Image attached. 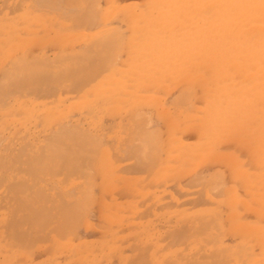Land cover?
I'll return each instance as SVG.
<instances>
[{
	"label": "bare ground",
	"instance_id": "1",
	"mask_svg": "<svg viewBox=\"0 0 264 264\" xmlns=\"http://www.w3.org/2000/svg\"><path fill=\"white\" fill-rule=\"evenodd\" d=\"M131 1L0 0V264L264 251V0Z\"/></svg>",
	"mask_w": 264,
	"mask_h": 264
},
{
	"label": "rangeland",
	"instance_id": "2",
	"mask_svg": "<svg viewBox=\"0 0 264 264\" xmlns=\"http://www.w3.org/2000/svg\"><path fill=\"white\" fill-rule=\"evenodd\" d=\"M133 1H134V2H133ZM135 1L137 2V0H132L131 2H133V3L135 4V3H136ZM138 1H139V0H138ZM141 1H142V0H140V2H141ZM131 2H130V3H131ZM142 3H143L142 5H141L140 3H139V4H135L136 7L134 6V8H133L132 5H131V7H132L133 9H135L136 12L139 11V13H140V11L142 12V10H144V8H149V9H151V8H150V3H148V5H146V7L144 6V5H145V4H144V1H143ZM137 5H139V6H137ZM151 5H152V4H151ZM143 6H144V7H143ZM153 6H154V4H153ZM139 7H140V8H139ZM154 8H155V7H154ZM149 9H148V12L150 11ZM131 10H132V9L130 8V11H131ZM145 10H146V9H145ZM152 10H153V9H152ZM122 11L124 12V11H126V10H122ZM135 11H133V14H134ZM155 11H156V10H153V12H155ZM119 13H120V12H119ZM120 14H122L121 16H123V13H120ZM125 14H127V13H125ZM128 15H129V13H128ZM128 15H127V17L129 18ZM131 15H132V13H131ZM131 15H130V16H131ZM118 17H120L119 14L116 15L117 20L115 19L117 24L120 22V20H124V17H126V16H123L122 18H119L120 20L118 19ZM117 21H118V22H117ZM125 21H126V18H125ZM125 21H123V22L125 23ZM120 23H122V21H121ZM124 23H123V25H124ZM123 25H122V26H123ZM124 26H125V27H124V28L122 27V28H123V29L126 28V30H127V34H128V32L130 31V29H129V27H126L127 25H124ZM128 29H129V31H128ZM127 34H126V35H127ZM149 34H150V33H149ZM128 36H129V34L127 35V39H128ZM149 37H151V34L149 35ZM149 37H148V39H149L148 42L151 41V40H150L151 38H149ZM123 39H124V38H123ZM125 41H127V40H124V43H126ZM127 42H129V39H128ZM149 52H150V51H149ZM149 52H148V54H149ZM125 57H126V56H125ZM125 57H123V58H125ZM148 69H149V68H148ZM148 75H149V71H148ZM216 81H217V83H218L219 80H216ZM219 82H221V81H219ZM218 85H221V83H219ZM198 89H199V88H198ZM200 89H202V88H200ZM200 89L198 90V95L201 97V94H202V93H204L203 95H205V91H202V90H201L202 92H200ZM201 100H203V97H202V99H200V101H201ZM198 101H199V99H198ZM107 103H108V102H107ZM108 104H111V105H112L113 103H112V102H109ZM108 104H107V105H108ZM198 104H199V105L202 104V106H203L204 103H202V101H201V102H198L196 105H198ZM66 105L68 106V104H66ZM105 105H106V104H105ZM107 105H106V106H107ZM115 105H116V104H115ZM62 106H63V105H61V107H62ZM106 106L103 105V107L107 109L108 106H107V107H106ZM113 106H114V105H113ZM113 106H110V107L112 108ZM39 107H40V105H39L38 107H36V108H39ZM41 107H45V106L41 105ZM41 107H40V109H37V112L35 111V109H36L35 107H30V110H29V111H31L32 108H33V109L35 108L34 111L36 112V114H37V116H38V117H36L38 123H37V121H35V119H33V118H35V117H33V118H31L32 120H30V121L28 122V124L30 123L29 125H31V126L36 125V124L39 125V124L42 122V120L45 119L44 116H45L46 114H43V113H45V111H46L45 108H46V109H49V107L47 108V106H46L45 108H43L44 111L41 109ZM63 107H64V106H63ZM69 107H70V106H69ZM116 107H117V106H116ZM116 107H114V108H116ZM197 107H198V106H197ZM203 107H204V106H203ZM53 108H54V107H53ZM75 108H76V106H75ZM78 108H79V107H78ZM200 108L202 109L201 106H200ZM83 109H84V108H83ZM83 109H80V110H83ZM106 109H105V110H106ZM116 109H118V108H116ZM116 109H113V111H116ZM38 110H39V111H38ZM51 110H52V109H50V111H51ZM98 110H99V108H98ZM98 110H97V111H98ZM101 110H102V114L104 113V114L106 115L105 111H103L104 109L100 108V111H101ZM107 110H110V109L108 108ZM107 110H106V111H107ZM26 111H28V110H26ZM29 111H28V112H29ZM50 111H49V110H48V112L46 111V113H48L47 115L50 114V113H49ZM31 112H32V111H31ZM31 112H29V113H31ZM51 113H52V111H51ZM112 113H113V112H112ZM114 113H115V112H114ZM40 114H43L44 116H43V117H42V116L40 117ZM47 115H46L45 117H47ZM250 115L253 116V119H255V120H254V122H255L257 116H254L253 114H250ZM39 117L41 118V121L38 120ZM248 120H249V118H248ZM248 120H247V122H248ZM39 121H40V123H39ZM250 121H251V122H248V124H249V125H252V123H254V122H253V120H252L251 118H250ZM43 123H44V121H43ZM43 123H42V124H43ZM39 126H42V125H39ZM110 130H111V129H110ZM110 130H109V132H110ZM116 130L119 132L118 127H116L115 130L113 129V131H116ZM113 131H112V132H113ZM117 131H116V132H117ZM112 132H110V133L112 134ZM113 134H115V133H113ZM109 135H110V134H109ZM105 146H107V145H105ZM110 147H111V146H110ZM107 148H108V147H107ZM111 148H112V147H111ZM111 148H109V151H113V149H111ZM105 149H106V148H105ZM110 149H111V150H110ZM107 150H108V149H107ZM241 158H242V157H241ZM241 158H240V157H239V159H238V158H237V159L235 158L234 162H235V161H238V160H241ZM118 161H121V160H118ZM234 162H233V163H234ZM238 162H241V161H238ZM238 162H237V163H238ZM237 163H235V164L237 165ZM239 164H241V163H239ZM239 164H238L237 166H239ZM251 170H252V169H251ZM237 171H238V170H237ZM251 172H255V170H254V171L252 170ZM251 172H247V175H248V174L251 175V174H252ZM262 172H264V170H261L260 173H262ZM245 173H246V172H245ZM245 173L243 172V174H245ZM255 173H256V172H255ZM255 173H253V175H251V176L253 177ZM237 174L240 175L239 172H238ZM237 174H236V175L233 174V176H232V175H228V181H229L228 183H229V184L232 185V184H233V183H231L232 180H233V182H234V181H236L237 178H238V179H237V180H238L237 182H240V181L242 182V181H243L242 178L244 179V177H242V178L239 180V177H241V176H239V175H237ZM243 174H241V175H243ZM250 175H248V177H247L246 174H245V176H246L245 178H248V179H249V176H250ZM126 176H127V175H126ZM234 176H236V179L234 178ZM238 176H239V177H238ZM251 176H250V178H252ZM231 177H233V179H232ZM166 179H168V178H166ZM245 180H247V179H245ZM245 180H244V181H245ZM241 182H240V183H241ZM234 183H235V182H234ZM121 184H122V182H121ZM235 184H239V183H235ZM119 185H120V184H119ZM115 186H116V185H115ZM156 186L159 187V184L156 185ZM113 187H114V186H113ZM113 187H112V188H113ZM160 187L162 188V186H160ZM116 188H117V186H116ZM154 188L157 189V187L153 186L152 189H154ZM156 189H155V191H154L155 193H157L158 191H160V190H158L159 188H158L157 190H156ZM111 190H112V189H111ZM111 190H109V192H111ZM113 190H114V189H113ZM113 190H112V191H113ZM116 190H117V189H116ZM116 190L113 191V194H114V192H115ZM151 191H153V190H151ZM161 191H162V190H161ZM161 191H160V192H161ZM233 191H234V190H233ZM151 193H153V192H151ZM234 194H235V193H234ZM234 194H233V195H234ZM223 195H224V192H223L222 196H223ZM214 196H215V198L217 197V195H214ZM222 196L220 195L221 198H223ZM225 196L227 197V195H224L223 200H224V199H225V200L229 199V197L226 199ZM220 197H219V195H218V197H217L218 199L216 198L217 201H220ZM181 199H183V198H181ZM221 200H222V199H221ZM223 200H222L221 202H224V204H226L225 201H223ZM129 202H130V201H129ZM226 202L228 203V201H226ZM183 206H184V205H183ZM126 207H127V205H126ZM185 207H187V205H185L183 208H185ZM164 211H167V210L164 209ZM118 214H119V213H117V215H118ZM114 215H115V214H114ZM119 215H120V214H119ZM112 217H115V216L112 215ZM112 217H110V218H112ZM121 217H122V216H121ZM121 217H120V218H121ZM155 217H156V216H155ZM155 217H153V218H152V216L148 217L149 220H150V218H152V221H153V222H152V221H149V220L146 221V222L148 223V225H151L152 223L155 224V223L157 222L156 226H155V225H151V226H150V227H152V228H153V226L157 227L158 224H159L158 221H156V220H158L157 217H156V218H155ZM110 218H109V219H110ZM109 219H107V222L109 221ZM113 219H116V217L113 218ZM122 219H123V218H122ZM154 219H156V220H154ZM110 221H111V219H110ZM110 221H109V222H110ZM114 221H115V220H114ZM118 221H119V220H117V222H118ZM121 221H122V220H121ZM117 222H116V223H117ZM119 222H120V221H119ZM119 222H118V223H119ZM114 223H115V222H114ZM112 224H113V223H112ZM148 228H149V226H148ZM258 230H259V233L262 232V234H264V233H263V232H264V229H263L262 227H260ZM260 231H261V232H260ZM112 235H113V234H112ZM112 235H111V236H112ZM114 235H116V234H114ZM106 236H107V235H106ZM103 237H104V236H103ZM108 237H109V235H108ZM119 237H120V239H121L122 236H121V235H120V236H118V235L116 236V238H118V239L116 240L117 242H118V240H120ZM98 238H100V237H98ZM98 238H96V239H91V240H93L96 244H100V243H103V242L107 241L108 239H109L110 241H111V239H112V240H113V239H116L115 236H113V238H110V237L107 238V237H106L107 239L104 240V241L102 240V241H103V242H102V241H99ZM160 238H161V237H157V238H155V239H151V240L153 241L154 244H153L152 241L150 240V241H151V242L149 241L150 245H153V246L155 247V246H156L155 243H158V242H157L158 240H156V239L161 240ZM164 238H165V239H164ZM164 238H162V239H164V241H165V240L167 239V237H164ZM97 239H98V241H95V240H97ZM155 240H156V242H155ZM110 241H109V242H110ZM114 241H115V240H114ZM114 241H113V242H114ZM116 241H115V243H117ZM120 241H121V240H120ZM120 241H119V242H120ZM164 241H161V242H162V245H164V244H163ZM119 242H118V243H119ZM166 242H167V241H166ZM168 242L170 243L169 239H168ZM168 242H167V243H168ZM105 243H106V242H105ZM107 243H108V242H107ZM159 243H160V242H159ZM167 243H166V245H167ZM231 243H232V242H231ZM103 244H104V243H103ZM111 244H114V243H111ZM108 245H109V244H107V246H108ZM115 245H116V244H114V246H115ZM117 245H118V244H117ZM117 245H116V246H117ZM157 245H158V244H157ZM162 245H159V248L157 247L158 250H161V249H162V251H160V252L158 251V252H159L158 255L160 254V257H161V254H163V253H161V252H164V250L167 251V249H168V248H166V246L162 247ZM104 246H105V245H104ZM110 246H111V245H110ZM160 246L162 247L161 249H160ZM167 246H168V245H167ZM111 247H112V246H111ZM154 247H153V248H154ZM178 247H180V246H176V248H178ZM153 248H152L150 251L153 250V251L155 252V249H153ZM164 248H165V249H164ZM172 248H173V247H172ZM13 249L15 250V248H13ZM22 249H23V248H22ZM174 249H175V248H174ZM18 250H19V249H18ZM15 251H16V250H15ZM19 251H21V250H19ZM153 251H152V253L149 252V255L154 254ZM156 251H157V250H156ZM166 251L164 252V254L166 253ZM168 251H169V250H168ZM11 252H12V251H11ZM11 252H10V253H11ZM23 252H25V253H27V254L29 255V252H27V251H25V250H23ZM126 252H128V253H123V255H124V254H125L126 256H128V255H132V256L128 257L129 259H130V258L132 259V258L135 256V254H134L135 251H133L134 253H132V250H130V252H129V250H127ZM256 252H257V253H256ZM256 252H254V253L258 254V259H256V257H254V255H253L252 257L250 256L251 259H250V258H248L249 260L247 259V260H248V261H247L248 264H251L249 261L252 262V261H254L255 259H256L255 261H256L257 263H256V262H254V263L252 262V264H255V263H256V264L264 263V260H262L263 258L261 259V256H260V253L262 254L264 251L262 252V250L257 249ZM258 252H259V253H258ZM21 253H22V251H21ZM130 253H132V254H130ZM133 254H134V255H133ZM256 254H255V255H256ZM125 255H124V256H120V259H119L120 261H119L118 259H116V260H115L116 262L114 261V263L119 264L121 261H123L124 264L127 263V262H125V261H127L126 259H125V261H124V259L121 260L122 258H125ZM22 256L25 257L24 254H23ZM156 256H157V254H156ZM156 256L154 257V259H155L154 261L157 263V261H158L159 259H161V258L158 259L159 256H157V257H156ZM259 257H260V258H259ZM263 257H264V255H263ZM118 258H119V256H118ZM126 258H127V257H126ZM252 258H255V259L252 260ZM129 259H128V260H129ZM131 259H130V260H131ZM156 260H157V261H156ZM259 260H261V261L259 262ZM118 261H119V263H118ZM123 262H121V264H123ZM129 264H132V263H130V261H129ZM245 264H246V262H245Z\"/></svg>",
	"mask_w": 264,
	"mask_h": 264
}]
</instances>
